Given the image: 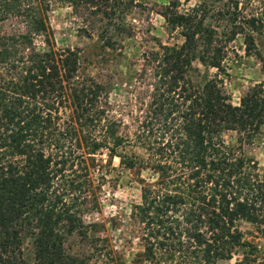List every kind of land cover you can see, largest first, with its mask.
Segmentation results:
<instances>
[{
    "label": "trees",
    "instance_id": "trees-1",
    "mask_svg": "<svg viewBox=\"0 0 264 264\" xmlns=\"http://www.w3.org/2000/svg\"><path fill=\"white\" fill-rule=\"evenodd\" d=\"M98 2L82 6L97 14ZM48 9V0H0V264H89L92 256L124 264L105 237L87 236L82 220L99 209L92 173L102 170V155L104 167L117 158L139 186L129 219L141 250L129 264H218L237 248L244 250L234 264H264L239 229L264 230V170L241 151L264 127L263 84L237 105L215 78L195 85L192 61L221 67L214 31L194 9L159 14L183 40L142 58L149 72L134 81L146 85L138 98L147 101H139L130 136L121 134L106 87L92 78L74 82L75 51L52 49ZM245 22L261 31L258 18ZM230 132L235 146L223 139ZM25 237L31 262L23 258ZM71 237L89 250L69 252Z\"/></svg>",
    "mask_w": 264,
    "mask_h": 264
},
{
    "label": "rangeland",
    "instance_id": "rangeland-1",
    "mask_svg": "<svg viewBox=\"0 0 264 264\" xmlns=\"http://www.w3.org/2000/svg\"><path fill=\"white\" fill-rule=\"evenodd\" d=\"M75 1L79 5H73ZM82 1L63 4L59 0H48L46 15L52 33V49L75 51L74 82L92 78L106 87L104 93L110 113L122 122L121 134L130 136L135 128L139 101H147L145 96L138 98L146 85L134 81L137 75L149 72L142 58L158 52L159 44L178 46L182 43L179 31L170 29L159 15L162 13H187L194 9L196 19L214 31L215 45L222 48L218 71L192 61L189 78L195 85L200 86L210 78L217 79L231 105H237L249 87L260 83L264 87V0H99L97 14L83 7ZM250 17L258 18L260 23L254 26L261 31L250 29L245 22ZM248 37L252 38V45L247 43ZM105 38L109 41L107 46ZM35 47L44 49L40 39L35 40ZM68 113L66 110L65 115ZM223 139L226 144L235 146L233 132ZM241 151L244 158L264 170V127L251 144L241 146ZM96 159L100 160L97 164L103 166L102 170L92 173L99 185V209L97 213L82 216L87 236L105 237L124 264H129L133 254L141 250L136 226L129 219L131 206L139 202V186L130 171L118 167L117 158L111 159L108 167H104V155ZM239 229L243 240L255 249L257 259L264 260V230L246 223H241ZM21 247L23 258L31 262V239L25 237ZM65 247L71 253L89 250L87 245H79L75 237L69 238ZM243 250L235 249L230 260L218 264H234L242 258ZM89 264L103 263L102 259L92 256Z\"/></svg>",
    "mask_w": 264,
    "mask_h": 264
}]
</instances>
